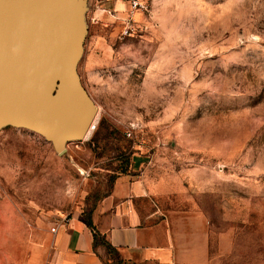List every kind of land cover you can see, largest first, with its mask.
Masks as SVG:
<instances>
[{"label": "rangeland", "instance_id": "rangeland-1", "mask_svg": "<svg viewBox=\"0 0 264 264\" xmlns=\"http://www.w3.org/2000/svg\"><path fill=\"white\" fill-rule=\"evenodd\" d=\"M115 10L83 7L85 138L63 151L0 129V264H45L53 228L124 178L151 182L174 219L206 218L208 264H264V0H149L127 23Z\"/></svg>", "mask_w": 264, "mask_h": 264}, {"label": "water", "instance_id": "water-1", "mask_svg": "<svg viewBox=\"0 0 264 264\" xmlns=\"http://www.w3.org/2000/svg\"><path fill=\"white\" fill-rule=\"evenodd\" d=\"M84 3L0 0V129H31L63 151L90 131L98 106L77 71Z\"/></svg>", "mask_w": 264, "mask_h": 264}, {"label": "crops", "instance_id": "crops-1", "mask_svg": "<svg viewBox=\"0 0 264 264\" xmlns=\"http://www.w3.org/2000/svg\"><path fill=\"white\" fill-rule=\"evenodd\" d=\"M93 11L101 3L129 22L125 0H89ZM92 11V12H93ZM127 15V16H126ZM158 191L145 179H120L92 211L93 226L75 213L51 234L45 264H208L210 239L202 214L181 222L155 206ZM149 206V209H147ZM198 224H201L198 226ZM95 232L116 248L117 256L94 244Z\"/></svg>", "mask_w": 264, "mask_h": 264}, {"label": "built area", "instance_id": "built-area-1", "mask_svg": "<svg viewBox=\"0 0 264 264\" xmlns=\"http://www.w3.org/2000/svg\"><path fill=\"white\" fill-rule=\"evenodd\" d=\"M129 6V19H134V16L139 12H144L149 8V0H125ZM67 219L63 220L60 224L64 225ZM59 224V225H60ZM55 228H53V231Z\"/></svg>", "mask_w": 264, "mask_h": 264}, {"label": "trees", "instance_id": "trees-1", "mask_svg": "<svg viewBox=\"0 0 264 264\" xmlns=\"http://www.w3.org/2000/svg\"><path fill=\"white\" fill-rule=\"evenodd\" d=\"M85 218H86L87 223L90 226H93V221H92V218H91V213H90V215L86 216ZM94 244L95 245H98V244L104 245L107 248L109 254L117 256L116 248L114 246H112V244L106 240L105 236L102 235L99 232H95Z\"/></svg>", "mask_w": 264, "mask_h": 264}, {"label": "bare ground", "instance_id": "bare-ground-1", "mask_svg": "<svg viewBox=\"0 0 264 264\" xmlns=\"http://www.w3.org/2000/svg\"><path fill=\"white\" fill-rule=\"evenodd\" d=\"M92 127H93V125H92ZM92 127H91V128H92Z\"/></svg>", "mask_w": 264, "mask_h": 264}]
</instances>
